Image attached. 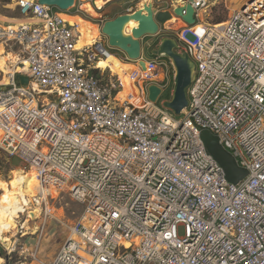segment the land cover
I'll list each match as a JSON object with an SVG mask.
<instances>
[{"label": "built area", "instance_id": "obj_1", "mask_svg": "<svg viewBox=\"0 0 264 264\" xmlns=\"http://www.w3.org/2000/svg\"><path fill=\"white\" fill-rule=\"evenodd\" d=\"M211 1L178 2L197 19L175 31L196 64L181 118L148 98L150 85L173 82L171 59L132 60L100 36L78 47L77 25L38 0H17L19 22L0 20V45L24 55L0 82V147L85 205L39 264H264V0H245L223 25L205 20ZM111 56L133 66L125 78L101 66ZM204 129L243 180L226 179ZM36 198L41 213L21 231L55 216L49 195Z\"/></svg>", "mask_w": 264, "mask_h": 264}, {"label": "rangeland", "instance_id": "obj_2", "mask_svg": "<svg viewBox=\"0 0 264 264\" xmlns=\"http://www.w3.org/2000/svg\"><path fill=\"white\" fill-rule=\"evenodd\" d=\"M80 0L77 1V5ZM108 2L105 3L102 7H98L99 0H86L83 3H86L85 6L78 7L75 6L70 11L71 14H79L83 19L95 24L98 28V35L102 40H107V37L102 32V25L108 20L113 19L117 15L128 12V8L131 7H139L143 4L144 0H107ZM150 2L157 3L158 0H149ZM175 1V0H174ZM245 0H212L209 4V8L207 9V13L205 14V20L210 24H221L224 23L229 15L232 13V11L239 7ZM159 3V2H158ZM87 4H90L92 7L89 8ZM78 9V11H77ZM59 10V9H57ZM92 11V12H90ZM67 12V11H65ZM22 18L19 14V9L17 7V0H0V20L7 21V22H19L18 20ZM226 19L221 22L216 23V19ZM182 23V22H181ZM176 27L185 26V24H181L180 26L178 24H173ZM201 26H197L195 29H197L199 32ZM176 36V34H175ZM148 40H152V44L154 47H157L158 43L155 42V36H148L146 37ZM152 51V50H151ZM150 49H146L147 57L151 54ZM118 53H120L119 50H117ZM5 53H12L18 56L20 60H24V55L20 51L19 47L13 46L8 48ZM19 60V61H20ZM5 63V55L0 57V82L3 81V75L4 72L1 70H4L6 73H8V70L6 69ZM11 65V63H9ZM13 65V64H12ZM105 63L103 67H109ZM112 65V64H111ZM113 66V72L118 73L120 76L121 74L124 76L127 73V71H123L122 69H119L118 67ZM10 67V66H9ZM13 68V66H12ZM117 72H116V71ZM122 77V76H121ZM173 87L174 83L172 82L170 85L166 86L162 94L157 100V105L164 107V103L172 98L173 94ZM171 113L175 115L176 118H181L182 115L175 114L172 110H170ZM18 170L19 172H32V176L29 179V186L31 189L35 184L38 182L36 180V172L34 169H31L30 167L24 165L23 161L17 157H11L9 156L1 147H0V197L5 194L6 192L10 191L13 187L12 180L14 176V171ZM59 189H56L50 193L45 192L50 199V204L54 209L55 216L54 218H51L47 221L45 229L42 228L43 217L44 215H40L41 217L37 220L38 223H31L30 225H26L24 230H27V236L20 239L16 243V252L12 253L11 256V262L12 264H39V261H45V260H51L55 254L57 253L63 242L61 240L69 233L71 226L77 221V219L80 217V215L85 210V205L79 201H76L69 191H61ZM52 197V198H51ZM29 206L30 209L26 211V213H19L18 217L19 224L17 229L13 232L7 233V235L10 238H13L14 236L18 237L21 235V227L20 224L24 221V219L27 217L28 212L32 210L38 209V215L41 213V206H39L33 198L29 199ZM16 215V216H17ZM53 222L52 224H50ZM49 223V224H48ZM40 226L39 229L38 226ZM30 226V227H29ZM48 226V227H47ZM37 231V232H36ZM43 235V236H42ZM42 236L43 244L37 245L39 241V237ZM36 240V241H35ZM11 245V244H10ZM9 245V246H10ZM18 251H22L19 253ZM54 254V255H53ZM53 255V256H52ZM52 256V257H51Z\"/></svg>", "mask_w": 264, "mask_h": 264}, {"label": "water", "instance_id": "obj_3", "mask_svg": "<svg viewBox=\"0 0 264 264\" xmlns=\"http://www.w3.org/2000/svg\"><path fill=\"white\" fill-rule=\"evenodd\" d=\"M38 1L41 4L54 6L61 11H68L76 6L78 0ZM179 1L181 0H175L173 8L170 10H158L154 3L150 2L144 4L142 9L122 13L107 20L101 29L107 37L108 45L119 50L122 54L128 55L130 59L137 60L148 49V46L143 43V39L158 35L164 30L167 22L172 19L180 18L189 26L196 25L197 19L193 5L191 3L179 5ZM131 21L137 22V26L129 30L127 24ZM178 48L179 43L176 37L165 36L151 54L152 56H165L174 63L176 72L173 79V94L172 98L164 103V106L180 115L188 105V88L195 77L196 64L187 53H181ZM140 63L143 68H146L144 60L141 59ZM28 81L27 76H21V83L26 84ZM161 93V87L156 84L148 87V98L152 102H157ZM201 139L206 151L222 166L228 181L238 183L248 175V171L238 165L233 154L224 148L216 134L204 129L201 132Z\"/></svg>", "mask_w": 264, "mask_h": 264}, {"label": "bare ground", "instance_id": "obj_4", "mask_svg": "<svg viewBox=\"0 0 264 264\" xmlns=\"http://www.w3.org/2000/svg\"><path fill=\"white\" fill-rule=\"evenodd\" d=\"M80 1L84 2L86 0H80ZM106 2L108 1L99 0L98 7H102L103 5H105ZM147 3H150V1L149 0L143 1V4H147ZM87 5L89 8L92 9L90 4H87ZM63 17L66 19L68 23L77 25V31L79 33L78 47H81L87 43H91L97 37H99L98 35L99 31L95 24L83 19L82 17L81 18L74 17L77 22L73 21L71 17L65 16V15H63ZM171 21L174 22V24L176 23L178 25L184 24V23H181V21L175 20V19H172ZM221 25L223 24L221 23ZM135 26H137V22L135 21H131L129 24H127V28L129 30H131ZM200 31L202 32V28L200 29ZM5 51H6L5 47L0 45V57L2 55L3 56L5 55L4 65L6 66L8 73H10L11 71H13L12 66L13 65L17 66L20 59L15 54L5 53ZM9 63H11V65H9ZM105 63H108V65L106 66H110L112 71L114 69L112 65L118 67L119 69H122L123 71H127V73L133 67L132 65H127V64L120 62L118 59H116L113 56L109 57L107 60L102 61L101 66L103 67ZM1 71L4 72L2 82H8V75H7L8 73H6L4 70H1ZM124 95L125 93L120 94L121 98H123ZM32 175H33L32 172H24V171L19 172L18 170H15L13 180H12V185H13L12 189L0 197V239L1 241L5 243L7 247H9V245L11 244V239L9 237H6L5 233L8 231L7 230L8 228L9 230H15L17 228V222L15 220V215L17 213L27 211L28 209H30V206H29L30 198L31 199L33 198V200L36 201L37 199L36 196L38 195V193L43 192V194L46 196L47 194L45 192L50 193L55 190L54 187H48V190H47V187H42L41 185H39V182H37L35 186H33L31 189L27 185L29 184V179L31 178ZM38 212H39L38 209H36V210L30 211L29 214L33 218H37ZM25 225H27V223Z\"/></svg>", "mask_w": 264, "mask_h": 264}, {"label": "crops", "instance_id": "obj_5", "mask_svg": "<svg viewBox=\"0 0 264 264\" xmlns=\"http://www.w3.org/2000/svg\"><path fill=\"white\" fill-rule=\"evenodd\" d=\"M173 2H174V0H173ZM171 3V0H163V1H160L159 3L157 2V3H155L157 6H159V8L160 9H163V10H167V9H169L170 10V7L168 8V4H170ZM78 4H80V5H77L78 7H83V6H85V4L82 2V1H79V3ZM77 11H78V9H77ZM123 13H127V12H123ZM63 15H65V16H68V17H71L72 19H73V21H76L75 20V18L74 17H80L81 18V16L79 15V14H77V13H75V14H71L70 13V11H67V12H63L62 13ZM122 14V13H121ZM118 16V15H117ZM175 20H179V21H181L182 23H183V21L179 18H174ZM108 20H110V19H108ZM77 22V21H76ZM172 24V25H171ZM174 24V22H172V21H169V22H167V24L165 25V28H164V30H162L158 35H156L155 36V42L157 41V42H159V41H161V39L163 38V37H165V36H174L175 34H176V29H178V26L176 27L175 25H173ZM176 24V23H175ZM180 26V25H179ZM90 29V28H89ZM91 30V29H90ZM92 31V30H91ZM143 43L144 44H146L147 46H148V48L150 49V51L151 50H154L155 48H157V47H154L153 46V42H152V40H148L147 38H144L143 39ZM152 52V51H151ZM144 55H145V57L146 58H152L153 56H152V54H150V56L149 57H147V52H144L143 53ZM119 55H122V53H119ZM116 71V70H115ZM121 76H122V78H125L126 76H127V74L126 75H122L121 74ZM24 213H26V211H23ZM23 212H20V213H23ZM18 215H19V213H17ZM16 214V215H17ZM15 215V220H16V222H17V227H18V224H19V219H20V217H18V215L16 216ZM36 223H38V221L36 222ZM53 222H51L50 224H52ZM28 224V223H27ZM49 224V223H48ZM54 224V223H53ZM26 226V225H25ZM38 227H40V226H38ZM48 227V226H47ZM17 229V228H16ZM15 229V230H16ZM37 229H39V228H37ZM8 231L5 233V235H6V237H9L8 235H7V233H10V232H14L15 230H9V228L7 229ZM37 232V231H36ZM27 233H28V231L27 230H22L21 231V235H19L18 237H16V236H14L13 238H10L11 239V245L9 246V247H7L6 245H5V243L3 242V241H1V239H0V264H12V262H11V256H12V253H14V252H16V250H17V248H16V243L20 240V239H22V238H24V237H26L27 236ZM68 234L69 233H67V235L65 234V236L63 237V239L61 240V242H63L64 243V241L67 239V237H68ZM43 236V235H42ZM42 236L41 237H39V241L42 239ZM36 241V240H35ZM42 241V240H41ZM38 242L37 243V245H41V243L43 244V242ZM19 253H21L22 251H18ZM55 255H56V253L55 252H53ZM53 254V255H54ZM52 255V256H53ZM54 255V256H55ZM51 256V257H52ZM53 256V257H54ZM52 257V258H53ZM52 258H50V259H52ZM45 261H49V260H45ZM25 263V262H24ZM23 262H22V264H24ZM21 264V263H20Z\"/></svg>", "mask_w": 264, "mask_h": 264}, {"label": "trees", "instance_id": "obj_6", "mask_svg": "<svg viewBox=\"0 0 264 264\" xmlns=\"http://www.w3.org/2000/svg\"><path fill=\"white\" fill-rule=\"evenodd\" d=\"M72 10H75V9H73V8L70 9V11H72ZM62 12H63V11H62ZM19 14H20V13H19ZM223 20H226V19H224V18H223V19H221V18H220V19H216V23H217V22H221V21H223ZM174 37H175V35H174ZM107 64H108V63H107ZM116 72H117V71H116Z\"/></svg>", "mask_w": 264, "mask_h": 264}]
</instances>
